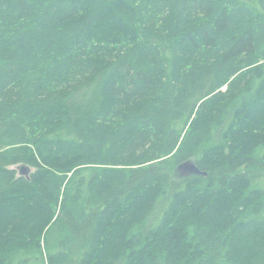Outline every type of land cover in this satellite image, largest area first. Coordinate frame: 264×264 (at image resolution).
I'll return each instance as SVG.
<instances>
[{
    "label": "trees",
    "instance_id": "obj_1",
    "mask_svg": "<svg viewBox=\"0 0 264 264\" xmlns=\"http://www.w3.org/2000/svg\"><path fill=\"white\" fill-rule=\"evenodd\" d=\"M0 264H264V0H0Z\"/></svg>",
    "mask_w": 264,
    "mask_h": 264
},
{
    "label": "water",
    "instance_id": "obj_2",
    "mask_svg": "<svg viewBox=\"0 0 264 264\" xmlns=\"http://www.w3.org/2000/svg\"><path fill=\"white\" fill-rule=\"evenodd\" d=\"M21 174L25 175L27 177L30 176V168L27 166H21ZM179 170L182 174L184 175H191V174H206V171H203L199 166H197L193 161H186L184 163H182L179 166Z\"/></svg>",
    "mask_w": 264,
    "mask_h": 264
},
{
    "label": "bare ground",
    "instance_id": "obj_3",
    "mask_svg": "<svg viewBox=\"0 0 264 264\" xmlns=\"http://www.w3.org/2000/svg\"><path fill=\"white\" fill-rule=\"evenodd\" d=\"M21 166H27V167L30 168V170H32V168H31L30 166H28V165H26V164H22V165H19V166H18V170H19V172L21 171V169H20ZM20 174H21V172H20Z\"/></svg>",
    "mask_w": 264,
    "mask_h": 264
},
{
    "label": "rangeland",
    "instance_id": "obj_4",
    "mask_svg": "<svg viewBox=\"0 0 264 264\" xmlns=\"http://www.w3.org/2000/svg\"><path fill=\"white\" fill-rule=\"evenodd\" d=\"M178 169H179V167H178Z\"/></svg>",
    "mask_w": 264,
    "mask_h": 264
}]
</instances>
